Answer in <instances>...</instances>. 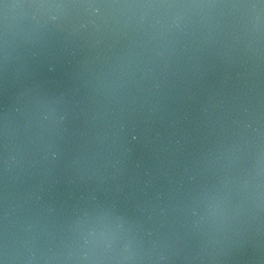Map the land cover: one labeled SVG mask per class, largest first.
<instances>
[{
    "label": "water",
    "instance_id": "95a60500",
    "mask_svg": "<svg viewBox=\"0 0 264 264\" xmlns=\"http://www.w3.org/2000/svg\"><path fill=\"white\" fill-rule=\"evenodd\" d=\"M0 264H264V0H0Z\"/></svg>",
    "mask_w": 264,
    "mask_h": 264
}]
</instances>
